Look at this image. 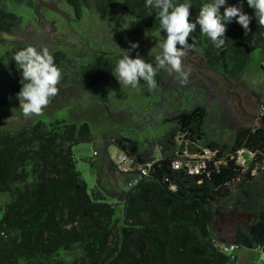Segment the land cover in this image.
<instances>
[{
    "label": "trees",
    "instance_id": "obj_1",
    "mask_svg": "<svg viewBox=\"0 0 264 264\" xmlns=\"http://www.w3.org/2000/svg\"><path fill=\"white\" fill-rule=\"evenodd\" d=\"M35 1L0 0V107L22 87L13 56L33 45L11 36L33 17ZM61 1L76 17L85 8L107 13L119 6L143 33L161 42L166 37L146 0ZM205 2L210 0H191L190 20ZM242 10L253 17L247 34L234 19L226 24V43L217 48L197 25L189 43L200 57L195 65L183 63L188 82L161 69L156 89L144 81L132 88L141 94L133 104L115 94L124 86L113 74L122 46L86 56L49 50L62 75L58 94L43 110L48 119L0 128V264H236L223 247L264 253V100L256 115L263 126L236 121L210 83L213 74L226 84L224 92L247 87L242 74L252 51L258 49L264 61V27L247 0ZM160 51L129 54L135 58L138 52L155 66ZM81 87L93 94L86 100L90 109L56 114L54 109L70 102L65 93ZM74 101L75 108L81 106V99ZM82 142L99 158L88 160L96 179L91 188L71 150ZM110 145L118 149L113 157ZM119 153L127 159L121 165L115 163ZM195 164L198 170L189 172ZM121 177L125 189L117 183ZM216 215L233 224L230 239L218 238Z\"/></svg>",
    "mask_w": 264,
    "mask_h": 264
},
{
    "label": "rangeland",
    "instance_id": "obj_2",
    "mask_svg": "<svg viewBox=\"0 0 264 264\" xmlns=\"http://www.w3.org/2000/svg\"><path fill=\"white\" fill-rule=\"evenodd\" d=\"M115 9L107 13H96L91 9L85 8L82 10L81 15L76 17L71 8L61 0H36L33 17L26 21L20 34L11 37L16 41L21 42V40H24L30 42L38 50L43 48L50 50L52 47H58L65 50L71 49L69 51L72 54L80 56H86L98 51H118L117 48L120 46H122L121 48L129 49L130 42L138 43V49L150 52H154L159 47L162 42L158 40V36L156 38L143 33L134 26H141L139 23L131 22L119 6H116ZM199 57L200 55L197 52L190 50L188 55L183 58V63L186 66L195 65L199 62ZM210 76L213 79L210 83L230 104L236 121L241 119L248 124L256 123L257 119L254 117H244L243 114L239 113L238 97L233 93L239 96L240 103L245 111L251 115H258L261 107L260 101L264 100V61L261 60L259 50L255 49L252 51L242 74V79L247 87L232 86L229 88L232 93L224 92L226 91V84L217 75L210 74ZM137 87L140 89L142 87L141 83ZM132 88L134 89L135 87L124 85L122 90L117 88L115 94L119 95V99L122 96V100L127 102V104H133L141 94L135 95ZM71 90H68V93ZM73 94L75 95L74 97ZM65 95L64 99L70 102L54 109L56 114L66 115L70 111L78 113L90 109V104L86 100H92L93 94L89 89L81 87L78 91L76 89L71 91L69 96H67V93ZM76 97L82 101H79L81 106L75 108L74 99ZM117 97L115 96V98ZM19 103L18 96L14 94L9 97L5 105L0 107V128L9 129L16 127L30 119L22 114ZM33 117L48 119L44 113L42 115H33L31 118ZM71 150L75 156V166L79 170L81 178L87 187H93L96 184V179L88 160H99V158L93 156L92 145L82 142L72 145ZM108 152L113 157L118 153V149L114 145H110ZM123 179L122 177L117 178V183L121 188L125 189L128 184ZM214 223L218 229V238L230 239L233 225L231 221L225 216L216 215ZM230 251L235 255L236 264H264V253L258 249L239 247Z\"/></svg>",
    "mask_w": 264,
    "mask_h": 264
},
{
    "label": "clouds",
    "instance_id": "obj_3",
    "mask_svg": "<svg viewBox=\"0 0 264 264\" xmlns=\"http://www.w3.org/2000/svg\"><path fill=\"white\" fill-rule=\"evenodd\" d=\"M247 5L254 10L258 24L264 27V0H247ZM191 6V0H183L181 3H174V0H146L145 7L155 10L159 27L166 32V37L159 45L160 53L154 57L155 66L145 61L138 52L135 58L131 57L129 53L138 49L139 45L130 42V48L125 49L113 72L120 84L137 87L144 81L150 89H156L158 85L155 77L161 69L186 84L189 72L184 68L183 58L191 49L189 37L196 31L197 25L199 31L217 48L226 43V24L234 19L242 26L245 34L250 31L249 25L253 17L242 10L243 0L240 6L229 5L227 0L205 2L195 21L190 20ZM222 6L224 10L221 14ZM13 59L22 76V87L17 94L22 114L26 118L42 115L51 99L58 94L57 85L62 75L53 55L47 48L38 50L34 46H27L17 51Z\"/></svg>",
    "mask_w": 264,
    "mask_h": 264
},
{
    "label": "built area",
    "instance_id": "obj_4",
    "mask_svg": "<svg viewBox=\"0 0 264 264\" xmlns=\"http://www.w3.org/2000/svg\"><path fill=\"white\" fill-rule=\"evenodd\" d=\"M238 159L240 160L241 163L245 160L244 155L242 154V151H241V150L238 151ZM126 160H127V159H126L125 155L119 153V154L116 156L115 163L121 165L122 163L126 162ZM177 165H178V163H175V166H177ZM198 168H199L198 165L195 164V165H193L192 168L189 169V172L197 171ZM233 247H234L233 245L225 246V247H223V250H224V251H227V250L229 251V250H231Z\"/></svg>",
    "mask_w": 264,
    "mask_h": 264
},
{
    "label": "water",
    "instance_id": "obj_5",
    "mask_svg": "<svg viewBox=\"0 0 264 264\" xmlns=\"http://www.w3.org/2000/svg\"><path fill=\"white\" fill-rule=\"evenodd\" d=\"M234 95H237V94L234 93ZM237 100H238V104H239L240 109L244 110V112H245L247 115H249V116L254 117L255 119H257V122H260V120L257 118L256 115H251V114L247 113V112L245 111V109H243V107H242V105H241V103H240V98H239V97H238ZM260 124H261V126H263V124H262L261 122H260Z\"/></svg>",
    "mask_w": 264,
    "mask_h": 264
}]
</instances>
